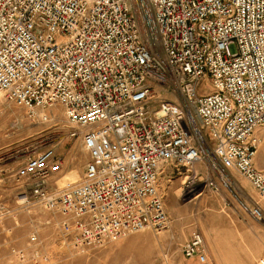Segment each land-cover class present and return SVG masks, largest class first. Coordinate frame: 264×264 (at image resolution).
I'll return each mask as SVG.
<instances>
[{"label":"built area","instance_id":"built-area-1","mask_svg":"<svg viewBox=\"0 0 264 264\" xmlns=\"http://www.w3.org/2000/svg\"><path fill=\"white\" fill-rule=\"evenodd\" d=\"M153 36L164 60L149 51ZM167 78L181 101L155 109L153 87ZM0 96L33 122L60 107L88 153L83 179L62 187L54 145L16 168L30 183L21 202L59 215L76 253L165 229L159 176L169 165L234 169L264 199V0H0ZM250 213L263 216L258 204ZM202 246L193 232L182 254Z\"/></svg>","mask_w":264,"mask_h":264},{"label":"rangeland","instance_id":"rangeland-1","mask_svg":"<svg viewBox=\"0 0 264 264\" xmlns=\"http://www.w3.org/2000/svg\"><path fill=\"white\" fill-rule=\"evenodd\" d=\"M151 39L149 51L164 60L156 38ZM230 49L234 52L235 46ZM160 101H181L168 78L153 87L150 105L158 109ZM50 112L53 120L33 122L24 107L0 96V264H260L264 199L236 170L216 173L205 161L190 169L169 165L160 173L159 191L169 219L165 229L130 233L84 253L62 244L55 226L59 215L43 210L30 197L20 206L16 195L30 188L27 180L17 179L16 168L49 145L62 158L61 171L52 179L57 187L83 179L88 153L79 138L69 136L72 127L61 108ZM256 165H264V139L256 152ZM254 204L262 209L260 219L250 213ZM32 232L38 243L29 242ZM193 232L201 234V253L185 258L182 246Z\"/></svg>","mask_w":264,"mask_h":264},{"label":"crops","instance_id":"crops-1","mask_svg":"<svg viewBox=\"0 0 264 264\" xmlns=\"http://www.w3.org/2000/svg\"><path fill=\"white\" fill-rule=\"evenodd\" d=\"M22 191H20V192H18L16 195H17V197H18V200H17V202L20 204V206H21V200L19 199V195H20V193H21ZM20 201V202H19Z\"/></svg>","mask_w":264,"mask_h":264}]
</instances>
